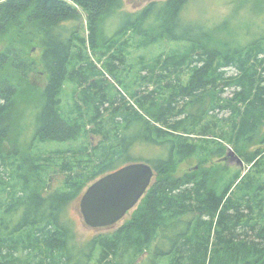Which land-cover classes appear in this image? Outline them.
<instances>
[{
	"label": "trees",
	"instance_id": "trees-1",
	"mask_svg": "<svg viewBox=\"0 0 264 264\" xmlns=\"http://www.w3.org/2000/svg\"><path fill=\"white\" fill-rule=\"evenodd\" d=\"M192 1L155 0L141 13L123 14L126 22L114 38L133 28L144 45L167 38L189 46L181 57L158 59L152 67L168 70L148 72L153 90H136L129 101L117 88L111 93L115 87L107 77L126 65V56L104 36L99 47L104 21L123 9V0H0V189L10 178L5 143L17 130L20 104L34 95L30 76L40 65L48 80L37 97L35 135L56 142L82 135L101 138L97 148L91 142L78 155L63 153L77 159L62 163L64 186L47 195L46 164L29 154L18 160L25 196L16 193L13 205L24 212L10 232L0 218V264H91L96 250L97 264H160L163 256L170 259L167 264H264V191L258 186L264 150L243 151L264 126V37L248 46L218 49L205 29L183 21ZM84 23L88 37L81 35ZM35 47L42 51L40 62L33 57ZM184 69L191 71L186 86L179 75ZM67 83L77 87L69 117L62 106ZM160 89L172 90L168 99L160 100ZM216 110L232 112L220 118ZM212 115L216 121L208 118ZM221 123L229 130L220 131ZM131 130L138 131V140L128 139ZM214 133L247 164L254 163L256 174L250 171L239 183L253 195L229 196L240 174L220 192L219 170L175 173L200 148L194 138ZM150 141L166 155L153 165V185L129 220L112 234L96 235L74 261L67 206L95 180L137 163L129 151ZM97 151H104L103 158ZM81 153L89 159L80 161Z\"/></svg>",
	"mask_w": 264,
	"mask_h": 264
},
{
	"label": "rangeland",
	"instance_id": "rangeland-1",
	"mask_svg": "<svg viewBox=\"0 0 264 264\" xmlns=\"http://www.w3.org/2000/svg\"><path fill=\"white\" fill-rule=\"evenodd\" d=\"M153 1L155 0H123V9L104 21L103 30L101 31V37L99 39V47L102 45L103 36L107 39H112L113 43H116V51L121 50L126 56V65L115 73V77H110L109 75L107 77H109L110 84L115 87L111 93L115 95L118 90L119 93L127 97L129 101H134L133 96L136 90H144L146 93L153 90L154 83L151 81L152 79L148 72L151 73L154 71L163 73L168 70L152 67L158 59H166L169 55L173 54H178L180 56L189 49V46L173 42L167 38L159 39L153 44L144 45L141 36L137 34L133 28H130L124 35L121 34L114 38L115 34L123 28V24L126 22V19L122 18L124 13H141ZM182 18H184L183 21L186 22V24L201 26L205 31L211 34L212 38H214L213 45L218 49L222 48L224 44H228L231 48L248 46L264 37V1H251L241 4L239 0H193L183 13ZM88 34L89 32L84 23L81 35L88 37ZM32 54L33 57L40 62L42 55L41 49L36 47L33 48ZM100 65L101 64H98L99 67ZM190 74L191 71L185 69L179 73L182 78L181 83L184 86L189 84ZM171 78L174 79L172 76H167L165 79L171 80ZM47 80V72L42 65L39 66L37 71L31 74L30 81L35 89L34 95H30L28 100L20 104L17 130L11 135V140L5 143V151L7 152L5 154L8 156L5 169L8 174H10V178L4 189H0V218L6 219L3 220V225L5 226L8 223L9 232L21 220L24 212L23 207L13 205L15 200L14 195L16 193H23L25 196L24 184L22 180L18 178L16 170L19 161H24V155L29 154V156L34 158L38 163L47 165L43 167L42 173V177L45 181V189L43 192L50 194L64 186L66 174L62 171V163H65L66 160L76 161L77 159L71 154L62 157L63 153L73 152L75 155H78L79 152L87 149L91 142L93 146L97 148L101 141L100 136H91L90 139L88 136L82 135L74 141L56 142L42 140L35 135V117L40 108H37V97L39 93L43 91ZM64 90L62 106L65 115L69 117V113L72 111V105L75 102L74 96L77 87L75 84L67 83ZM160 90V100L168 99L172 93V90ZM231 93L232 92L229 91L224 97H228ZM230 112L232 111L219 112L216 110L220 118L224 116L229 117L231 115ZM71 117H74V115H71ZM108 118L109 117L106 119ZM208 118L211 119V121H216L213 115ZM221 125L220 131L229 130L230 128L229 125L223 123H221ZM127 136L128 139L136 141L138 140V131L131 130V133ZM154 139H156V137H154ZM194 139L196 140H194L193 143L198 144L200 148L198 147L194 155L188 157V159L179 164L175 169V173L183 176L187 172L199 169V167L203 172L219 170L223 174L219 182L220 192H222L228 184H232L236 180V175L240 174V178L232 185L229 196L232 195L233 199L241 200L247 194L253 195V192H247L243 185L239 183L250 171L256 174L257 169L254 168V163L247 164L245 159L241 158L236 153L231 143L225 141V139L221 140L215 133L207 138ZM263 141L264 126L260 129L256 139L250 143L244 144L243 151H246L245 155L264 150ZM219 142L223 143L226 149L225 151H220L221 145ZM15 145V148L19 151H14ZM230 149L235 151L243 165L236 159L225 154L226 152L228 154ZM163 151L164 150L158 147L155 142L150 141L143 144H136L128 154L132 159L131 161L147 163L153 167L154 163L159 158L166 156ZM96 155L98 158H103L104 151H97ZM226 156L229 157L228 160H225ZM87 159L89 158H86L84 153L79 154L80 161ZM260 177L258 186L263 185L261 191H264V172ZM89 186L85 187L79 196L67 206L66 218L74 227V238L72 241V257H75L74 261H77L81 254H84V247L86 248V245L96 235L114 233L115 230L132 217L139 206L138 205L134 211L130 212L121 222L111 228H89L85 225L80 211L82 195ZM256 188L257 186L255 189ZM3 227L0 225V228ZM6 232L7 231H4L3 233ZM98 258L99 252L96 250L93 253L92 259L94 260L91 261V264H97ZM145 259L146 257H143L141 261ZM169 260L167 256H163L160 260V264H167Z\"/></svg>",
	"mask_w": 264,
	"mask_h": 264
},
{
	"label": "water",
	"instance_id": "water-1",
	"mask_svg": "<svg viewBox=\"0 0 264 264\" xmlns=\"http://www.w3.org/2000/svg\"><path fill=\"white\" fill-rule=\"evenodd\" d=\"M228 155L243 165L234 150ZM157 178L150 164H128L92 183L80 201L85 225L92 229L111 228L134 211Z\"/></svg>",
	"mask_w": 264,
	"mask_h": 264
},
{
	"label": "flooded vegetation",
	"instance_id": "flooded-vegetation-1",
	"mask_svg": "<svg viewBox=\"0 0 264 264\" xmlns=\"http://www.w3.org/2000/svg\"><path fill=\"white\" fill-rule=\"evenodd\" d=\"M225 154L228 155L227 152ZM228 159H229V157L226 156L225 160H228ZM44 195H47V194L44 193Z\"/></svg>",
	"mask_w": 264,
	"mask_h": 264
}]
</instances>
